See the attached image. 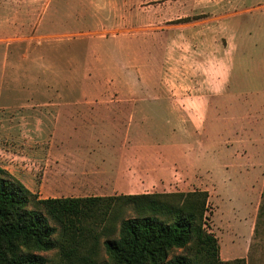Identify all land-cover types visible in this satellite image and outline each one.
<instances>
[{
  "label": "rangeland",
  "instance_id": "1",
  "mask_svg": "<svg viewBox=\"0 0 264 264\" xmlns=\"http://www.w3.org/2000/svg\"><path fill=\"white\" fill-rule=\"evenodd\" d=\"M95 1L105 2L107 8L89 11L86 16L58 10L52 20L45 19L38 32L34 28L32 35L37 38L16 45L24 55L25 68L23 73L7 75L5 88L0 89V117L12 115L9 108L16 101L81 96L162 98L172 114H179L178 99L197 95L199 91L181 89V69L192 66L193 26H206L209 0ZM71 2L53 0L62 7ZM187 18L189 22H182ZM80 66H87L89 73ZM199 66L207 67V62L202 60ZM203 95L210 110L206 121L202 117L193 123L194 137L175 141L165 132L159 135V141L169 143L163 153L168 169L160 172L159 180L146 177L145 181L173 182L140 187L136 191L140 194L134 196L208 191L206 229L217 239L220 259L264 264V231H255L264 192V119L241 121L239 107L223 104L229 95ZM248 111L250 114V107ZM9 122L7 132L15 124ZM166 125L170 133L176 123ZM174 141L178 146L173 148ZM1 142L9 153H16L18 143L13 138L0 137ZM182 151L188 161H181ZM156 153L149 151L153 160ZM7 161L17 162L13 155ZM3 163L0 160V168ZM125 213L127 218L134 217L131 210ZM51 223L63 245L61 227ZM105 240H91L79 259L65 260L61 249L41 255L48 264H105L109 260Z\"/></svg>",
  "mask_w": 264,
  "mask_h": 264
},
{
  "label": "crops",
  "instance_id": "2",
  "mask_svg": "<svg viewBox=\"0 0 264 264\" xmlns=\"http://www.w3.org/2000/svg\"><path fill=\"white\" fill-rule=\"evenodd\" d=\"M70 1L74 3L62 7L53 0H0V89L5 88L8 74L24 72V55L17 46L37 38L32 35L34 28L38 32L58 10L86 16L105 3ZM208 16L206 26H193L192 66L181 69V89L201 92L178 99L181 113L172 114L162 98L81 96L16 101L9 108L13 114L0 117L1 139L13 138L18 143L16 153L11 154L1 142L2 168L41 200L131 196L140 194L136 193L140 187L173 182L145 181L146 177L159 180L160 172L168 169L163 153L169 143L159 141V135L165 132L174 140L194 137L193 123L202 117L206 121L210 110L203 92L229 95L223 104L239 107L241 121H262L264 0H209ZM202 60L207 67L199 66ZM80 67L89 73L87 66ZM87 78L93 82V77ZM9 121L15 124L7 132ZM168 122L176 123L170 133ZM175 141L170 144L173 148L178 146ZM153 149L156 160L149 154ZM10 155L17 162L7 161ZM179 156L188 161L183 151Z\"/></svg>",
  "mask_w": 264,
  "mask_h": 264
},
{
  "label": "trees",
  "instance_id": "3",
  "mask_svg": "<svg viewBox=\"0 0 264 264\" xmlns=\"http://www.w3.org/2000/svg\"><path fill=\"white\" fill-rule=\"evenodd\" d=\"M190 18L182 22H189ZM209 192L41 200L0 168V264H48L41 253L61 249L79 257L94 240L104 245L105 264H246L224 262L206 228ZM127 210L134 217L127 218ZM63 231L58 241V229ZM264 231V192L256 232Z\"/></svg>",
  "mask_w": 264,
  "mask_h": 264
}]
</instances>
